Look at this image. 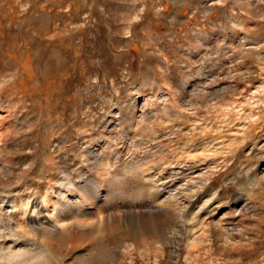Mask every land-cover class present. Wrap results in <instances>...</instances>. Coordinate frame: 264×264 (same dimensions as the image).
<instances>
[{
  "label": "rangeland",
  "instance_id": "374dc122",
  "mask_svg": "<svg viewBox=\"0 0 264 264\" xmlns=\"http://www.w3.org/2000/svg\"><path fill=\"white\" fill-rule=\"evenodd\" d=\"M263 162L264 0H0V255L36 247L16 217L56 224L69 187L61 198L94 213L73 227L98 229L53 239L51 264H264ZM115 178L144 196L93 200ZM168 195L183 210L172 242L134 238L124 214L162 212Z\"/></svg>",
  "mask_w": 264,
  "mask_h": 264
},
{
  "label": "bare ground",
  "instance_id": "6f19581e",
  "mask_svg": "<svg viewBox=\"0 0 264 264\" xmlns=\"http://www.w3.org/2000/svg\"><path fill=\"white\" fill-rule=\"evenodd\" d=\"M166 114V113H165ZM91 153V152H90ZM96 154V153H95ZM104 155V154H103ZM95 157V156H94ZM106 157V156H105ZM104 156H103V158H105ZM93 158V157H92ZM99 158V157H98ZM90 159H91V157H90ZM98 161V160H97ZM96 163V162H95ZM98 163V162H97ZM132 164H134V163H132ZM92 165V164H91ZM100 165H102V164H100ZM138 165V164H137ZM264 165V162L263 163H259V164H257L253 169H252V174H251V179H252V182L253 183H257V182H261V179H263L264 178V168H262L261 166H263ZM135 166H136V163H135ZM128 168V167H127ZM126 168V169H127ZM122 169V168H121ZM130 171V170H129ZM89 172V171H88ZM124 172V171H123ZM127 172V171H126ZM136 172H137V169H136ZM145 172V171H144ZM143 172V173H144ZM65 174V173H64ZM122 174V173H121ZM142 174V173H141ZM117 175V174H116ZM123 175V174H122ZM139 175V174H138ZM150 175L151 174H149V177H150ZM119 176V175H118ZM197 176V178L200 180V184H199V186H201V187H203V186H207V182H208V180L211 178V171L210 170H206L205 172H199L198 173V175H196ZM117 177V176H116ZM145 177V180H147V181H149V177H146V176H144ZM177 177V176H176ZM188 177V176H187ZM123 179V178H122ZM121 180V179H120ZM144 180V181H145ZM194 180V179H193ZM197 180V179H196ZM123 181H125L124 179H123ZM123 181L121 180V181H119V180H117L116 178L114 179V180H112V182L111 181H109V183H107L106 185H105V188H106V190L104 191V194L103 195H101V192H98V193H96L95 194V198L93 197V200H97V202L99 203H101V205H103V206H105V204H107V202H109V200H110V198H122V200H123V198L126 200V199H138V198H142L143 196H144V189L142 188V187H133L131 190L130 189H128L127 188V186L125 185L126 183H123ZM196 182V181H195ZM81 184V183H80ZM185 185H186V180H185V183H184ZM188 185H187V188H186V190L188 191V196L189 197H191L192 199H193V197L195 196V186H194V183H193V181H189L188 183H187ZM258 184V183H257ZM86 185V184H85ZM84 186V185H83ZM53 187V186H52ZM82 187V186H81ZM80 187V188H81ZM151 187V186H150ZM186 187V186H185ZM69 188V187H68ZM68 188H64L63 190H62V192L65 190V189H67V191H68ZM76 188V187H75ZM58 189V188H57ZM72 189V188H71ZM56 190V189H55ZM61 190H58V191H60L58 194H57V196L58 197H55L58 201H54V203H52L54 206H55V211L54 212H56V213H54L55 215H59L62 219H59L58 221H56V224L58 225V223L57 222H59V225H61L62 227L60 228V229H58V227L56 226V224L55 223H53L54 222V220H55V218H52V219H50V220H48V219H46L45 218V216L43 215H40L41 213H42V209H41V207H39L41 210H39V214L38 213H36V214H34L33 213V215L32 214H30V216L29 215H27V214H25L26 212H24V217H22V213H20L21 214V216H19L20 214H19V212H18V210H17V212L18 213H16V215L14 214H12V216H10L11 215V213L12 212H10V215H7L9 218H15L18 214V216L19 217H16L17 219H16V226L15 225H12V227L13 226H15L16 228H12V230H13V232H14V234L16 235V233L15 232H18L19 233V231H20V229L21 228H23L24 230H27L28 232L29 231H31L34 235L33 236H35V234L36 235H39L41 238H39L40 239V242L36 245V247H34V248H24V247H20L19 246V248L18 249H16L15 248V246L13 247V250L11 249V248H6V249H1V255H0V264H51V262L53 261V259H56V258H58L59 256H58V254H57V248H56V246L54 245V243L52 242V240L53 239H57V240H64L63 239V237L66 235V234H68V236H71L73 233V239L72 240H75V241H77L76 239H82V238H85L86 236H88V235H90V234H92V232H95V230L96 229H98L97 227H94V226H90V228H80L81 230H78V228H74L73 226L74 225H76V224H74L75 222H74V220H76V221H78L77 223L79 224V223H82V224H80L81 226L82 225H84V222L86 221V220H88V218H90V219H92L90 216H89V214H94L93 212H91V210H88V209H84V207H87V204H88V202H87V204L85 203V200H86V198H85V200H83L84 198L82 197V195L80 194L78 197L79 198H72L69 202L68 201H66V199L64 200V199H62L63 198V194H65L66 192V190L64 191L65 193H63L62 194V192H61ZM73 190V189H72ZM81 190H82V188H81ZM81 190H79V191H81ZM57 191V190H56ZM56 191L54 192L55 194H56ZM57 191V192H58ZM97 191V190H96ZM99 191V190H98ZM87 192H89L90 193V191H87ZM86 192V193H87ZM176 192V191H175ZM74 193V192H73ZM82 193V192H81ZM85 193V194H86ZM88 193V194H89ZM182 193V192H181ZM181 193H178V194H181ZM67 195V194H66ZM66 195H64V196H66ZM76 195V194H75ZM94 194L92 193V196H93ZM156 195V194H155ZM173 195V194H172ZM177 195V194H176ZM176 195H175V197H176ZM55 196V195H54ZM61 196H62V198H61ZM90 196H91V194H90ZM90 196L88 197V198H90ZM179 196V195H178ZM87 197V196H86ZM157 197V196H156ZM167 197H170V198H166V197H163V199L165 198V199H167L165 202H163V205H164V209L165 210H163L162 212L160 211L159 213H154V214H141L139 211H128L127 213H125L124 214V218L126 219V228H127V231H130V232H132V234H133V236H135L134 238H136V239H138V240H140V241H146V240H149V241H152V240H154V241H158L160 244H165L166 242H168V243H170V241L172 242V240H173V237H175V235H174V233H172V235H174L173 237H171V234H169L170 233V229L175 225H177L178 224V226L179 227H181L182 225H183V210L181 209L180 210V208L178 207V205L175 203V202H173V197L174 196H170V195H168ZM188 197V198H189ZM8 198V197H7ZM83 198V199H82ZM152 198V197H151ZM177 198V197H176ZM114 199H113V201H114ZM156 199L157 198H155V197H153L152 198V200H151V202L153 201V202H156ZM180 199V198H179ZM242 199V198H241ZM35 200V199H34ZM51 200V199H50ZM158 200V199H157ZM181 200V199H180ZM11 201V200H10ZM16 201V203H17V200H15ZM29 201V200H28ZM90 201L91 202H93L92 200H91V198H90ZM242 202L244 201V200H241ZM14 202V201H13ZM51 202H53V201H51ZM97 202H96V204H97ZM177 202V201H176ZM180 202V201H179ZM25 203H29V202H25ZM36 203H38L37 201L34 203L35 204V206L33 205V207H36ZM157 203V202H156ZM160 203H161V201H160ZM241 202H237V203H235V202H233L232 204H230L229 205V207H228V209H229V211L230 212H234L236 209H240V208H242V206L243 205H241L240 204ZM19 204V203H18ZM94 204H95V201H94ZM203 204V203H202ZM14 205H15V202H14ZM29 205V204H28ZM27 205V206H28ZM100 205V204H99ZM98 205V206H99ZM162 205V204H161ZM160 205V206H161ZM204 205V204H203ZM32 206V205H31ZM52 206V205H51ZM97 206V205H96ZM157 206V205H156ZM202 206V205H201ZM15 207V206H14ZM16 207H17V205H16ZM15 207V208H16ZM21 207V206H20ZM26 207V206H25ZM94 207V206H93ZM102 207V206H101ZM162 207V206H161ZM10 208H11V206H10ZM2 208H0V210H1ZM12 209H13V207H12ZM22 209V208H21ZM34 209V208H33ZM32 209V210H33ZM98 209V208H97ZM97 209L95 210L96 212H98L97 211ZM120 209V208H119ZM243 209V208H242ZM29 210V209H28ZM37 210H38V208H37ZM13 211V210H12ZM14 211H15V209H14ZM22 211H23V209H22ZM21 211V212H22ZM24 211H27V210H24ZM107 211V210H106ZM199 211H201V208L199 207L197 210H196V212H195V214L193 215V217L191 218V220L190 221H194L195 220V218L198 216V214L196 215V213H198ZM240 211H241V209H240ZM244 211V210H243ZM36 212V211H35ZM140 214H139V213ZM203 212V211H202ZM206 212H208V211H206ZM230 212H228V213H230ZM108 213V212H107ZM112 213V212H111ZM239 213V212H238ZM237 213V214H238ZM241 213H243V212H241ZM240 213V214H241ZM53 214V213H52ZM53 214V215H54ZM96 214V213H95ZM208 213H206V215H207ZM239 214V215H240ZM32 215V216H31ZM112 215H113V213H112ZM110 213H108V214H106V218H109L110 216H112ZM205 215V214H204ZM235 215V214H234ZM242 215V214H241ZM240 215V216H241ZM3 213H1L0 212V222L2 221V223L3 222H5V221H3ZM35 216V217H34ZM93 216H96V215H93ZM196 216V217H195ZM7 217V219H9ZM22 219H21V218ZM37 217V218H36ZM53 217V216H52ZM206 217V216H205ZM14 218H13V220H14ZM20 218V219H19ZM221 218H223V217H221ZM221 218H219V219H221ZM229 218V217H228ZM231 218V217H230ZM234 218V217H233ZM54 219V220H53ZM70 219H72L71 221L72 222H66V224H64V222L65 221H68V220H70ZM61 220V221H60ZM223 220V219H222ZM225 220H226V218H225ZM228 220V222H229V220H231V222L232 221H234V220H232V218L231 219H227ZM9 221V220H8ZM15 221V220H14ZM35 221H38L37 223H34ZM200 221V220H199ZM205 220H203L202 222H204ZM9 222H11V220L9 221ZM74 222V223H73ZM108 222V221H107ZM198 222V221H197ZM201 222V221H200ZM200 222H198V224L200 223ZM201 222V223H202ZM219 222V221H218ZM12 223V222H11ZM73 225H72V224ZM85 223H87V222H85ZM92 223V222H91ZM233 223V222H232ZM12 224H14V223H12ZM55 224V225H54ZM107 224V223H106ZM221 224V223H220ZM229 224H230V222H229ZM5 224L3 223V226H4ZM8 225V224H7ZM11 225V224H10ZM9 225V226H10ZM79 225V226H80ZM91 225V224H90ZM94 225V224H93ZM109 225V224H108ZM222 225H223V223H222ZM222 225H220V226H222ZM1 226H2V224H1ZM9 226H7V227H9ZM101 226V225H100ZM111 226V225H110ZM110 226L109 227H107V229L106 230H109V229H111L110 228ZM196 226H197V224L193 227V231L195 230V228H196ZM229 226H231V224L229 225ZM233 226V225H232ZM5 227V226H4ZM78 227V226H77ZM106 226H104V228H105ZM224 227V226H223ZM227 227H228V225H227ZM95 228V229H94ZM125 228V229H126ZM2 229V228H1ZM5 228H3V230H4ZM8 228H6V230H7ZM83 229H86V230H83ZM141 229H144V230H146V229H148V230H151L154 234L153 235H151L150 234V236L149 237H147V235L146 234H144V233H141ZM221 229H222V231L224 230L225 231V229H227L226 227H225V229L224 228H222L221 227ZM232 227H230L229 229H227V230H229L227 233L230 235V233L229 232H233L232 231ZM10 231H11V229H9ZM8 230V231H9ZM22 230V229H21ZM178 230H179V228H178ZM2 231V230H1ZM177 231V230H176ZM192 231V232H193ZM234 232H235V230H234ZM239 232H240V230H239ZM10 233V232H9ZM31 233V234H32ZM72 233V234H71ZM176 233V232H175ZM220 233H221V231H220ZM3 232H2V235H0L1 236V239H4V238H2V237H7V236H3ZM13 234V233H12ZM21 234H23V233H20L19 235H21ZM222 234V233H221ZM236 234H239V233H236ZM201 235V234H200ZM12 236V235H11ZM11 236H8V237H11ZM67 236V237H68ZM222 236V235H221ZM231 236H233V234H231ZM16 237V236H15ZM195 237V236H194ZM200 237V236H199ZM225 237H227V236H224V238ZM230 237V236H229ZM228 237V238H229ZM70 238V237H69ZM8 239V238H7ZM6 239V240H7ZM10 239V238H9ZM14 239V238H13ZM12 239V240H13ZM20 238H18V240H19ZM195 239H197V238H195ZM12 240L10 241V242H12ZM18 240H17V242H18ZM71 240V241H72ZM192 240V239H191ZM194 240V239H193ZM3 242L5 241V240H2ZM19 241H22V240H19ZM74 241V242H75ZM226 241V240H225ZM16 242V243H17ZM193 243H190V245H193V244H195V246H196V242L195 241H192ZM195 242V243H194ZM227 242V241H226ZM229 242V241H228ZM230 242H231V240H230ZM5 243V242H4ZM8 242H6V244H7ZM15 243V244H16ZM9 244V246H10V243H8ZM14 244V245H15ZM70 244V243H69ZM162 244V245H163ZM171 244H173V243H171ZM227 244V243H226ZM229 244V243H228ZM101 246V245H100ZM160 247H161V245H160ZM14 248L16 249V250H14ZM59 248V247H58ZM104 248V247H103ZM56 250V251H55ZM99 247H95V248H91V249H89L88 250V253H87V255H85L86 257H88V259L87 260H89V259H91V258H93L94 257V255L95 256H97V254L99 253ZM84 256V255H83ZM90 256V257H89ZM86 257H84L85 259H86ZM83 259V258H82ZM57 260V259H56ZM86 260V261H87ZM92 260V259H91ZM77 261V260H76ZM79 261H80V259H79ZM78 261V262H79ZM82 262V261H81ZM84 262V261H83ZM79 264V263H78ZM81 264V263H80Z\"/></svg>",
  "mask_w": 264,
  "mask_h": 264
}]
</instances>
